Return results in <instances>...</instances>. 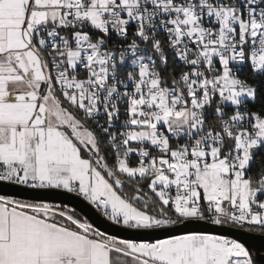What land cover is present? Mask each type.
<instances>
[{"label": "snow or ice", "instance_id": "obj_1", "mask_svg": "<svg viewBox=\"0 0 264 264\" xmlns=\"http://www.w3.org/2000/svg\"><path fill=\"white\" fill-rule=\"evenodd\" d=\"M0 264H264V0H0Z\"/></svg>", "mask_w": 264, "mask_h": 264}, {"label": "water", "instance_id": "obj_2", "mask_svg": "<svg viewBox=\"0 0 264 264\" xmlns=\"http://www.w3.org/2000/svg\"><path fill=\"white\" fill-rule=\"evenodd\" d=\"M64 202L67 203L68 201L65 200ZM72 204L77 205V211H81L84 215H90L88 208L84 204H81L78 199L72 198Z\"/></svg>", "mask_w": 264, "mask_h": 264}]
</instances>
